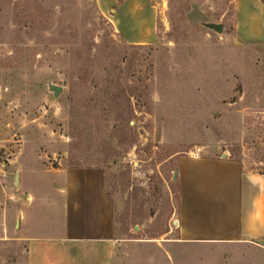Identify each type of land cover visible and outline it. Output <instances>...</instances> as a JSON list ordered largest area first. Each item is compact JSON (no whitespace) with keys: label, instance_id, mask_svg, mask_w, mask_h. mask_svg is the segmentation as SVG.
<instances>
[{"label":"rangeland","instance_id":"obj_1","mask_svg":"<svg viewBox=\"0 0 264 264\" xmlns=\"http://www.w3.org/2000/svg\"><path fill=\"white\" fill-rule=\"evenodd\" d=\"M185 155L264 172V44L233 0H0V264H264V240L179 238ZM70 167L103 169L113 238H58L40 197Z\"/></svg>","mask_w":264,"mask_h":264},{"label":"crops","instance_id":"obj_2","mask_svg":"<svg viewBox=\"0 0 264 264\" xmlns=\"http://www.w3.org/2000/svg\"><path fill=\"white\" fill-rule=\"evenodd\" d=\"M155 20L153 8V24ZM233 25L239 40L264 44V2L233 0ZM55 175L51 196L40 198H45L44 203L52 198L59 211L60 222L54 224L58 238H113V206L104 189L103 169L70 167L57 169ZM177 180V223L182 241L242 244L264 240V172L246 170L240 160L224 155H185L179 160ZM37 244L30 242V249H36Z\"/></svg>","mask_w":264,"mask_h":264},{"label":"trees","instance_id":"obj_3","mask_svg":"<svg viewBox=\"0 0 264 264\" xmlns=\"http://www.w3.org/2000/svg\"><path fill=\"white\" fill-rule=\"evenodd\" d=\"M263 2H264V0H262ZM107 196H108V194H107ZM109 197V196H108ZM177 197H178V194H177ZM110 199V201H111V204H112V206H113V203H112V200H111V198H109ZM114 228H113V232H114Z\"/></svg>","mask_w":264,"mask_h":264}]
</instances>
